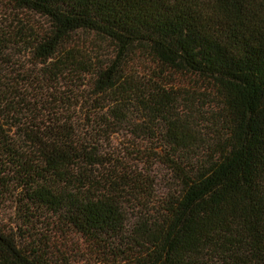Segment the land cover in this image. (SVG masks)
Returning <instances> with one entry per match:
<instances>
[{
  "label": "trees",
  "instance_id": "trees-1",
  "mask_svg": "<svg viewBox=\"0 0 264 264\" xmlns=\"http://www.w3.org/2000/svg\"><path fill=\"white\" fill-rule=\"evenodd\" d=\"M175 76L219 100L199 158ZM136 120L158 142L116 165L105 144ZM155 163L177 188L152 208ZM46 214L93 264H264V0H4L0 264H69Z\"/></svg>",
  "mask_w": 264,
  "mask_h": 264
},
{
  "label": "rangeland",
  "instance_id": "rangeland-1",
  "mask_svg": "<svg viewBox=\"0 0 264 264\" xmlns=\"http://www.w3.org/2000/svg\"><path fill=\"white\" fill-rule=\"evenodd\" d=\"M3 3L4 0H0V7ZM35 19L40 21L37 16ZM78 37L80 45H85L88 48L94 46V42H92L89 35L82 33ZM142 69V75L148 76V70L153 69V66L147 65ZM171 84L174 85L175 89L181 90L179 91L181 98L178 112L183 121L189 125L192 134L198 139L195 147L190 150L189 155L194 159L204 156L206 155V144L216 139L217 133L221 131L217 118L219 100L205 88L206 84L193 78L175 76ZM189 98L191 100L187 101ZM144 128L145 125H142L140 120H136L133 124L122 128L112 137L111 141L105 144V151L110 154L116 165L131 166L135 169L138 161L136 159H140L138 153L145 152L143 146L158 142L160 136L158 130L146 133L147 131ZM144 167L148 168L144 162L138 163V169ZM171 175L172 173L165 165L160 163L152 165L151 176L155 181L153 188L154 201L158 202L156 206L152 205V208H156L158 205L160 207V202L165 200L177 188L176 182ZM143 213H145L144 209H135L131 212L130 222H136ZM34 229L38 233L47 235L54 253L60 257L64 256L69 264H93L89 244L79 235L62 229L55 216H51V214L41 216L38 220H35Z\"/></svg>",
  "mask_w": 264,
  "mask_h": 264
}]
</instances>
